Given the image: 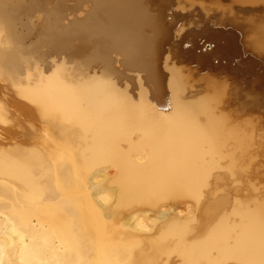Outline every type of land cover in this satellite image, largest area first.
Returning <instances> with one entry per match:
<instances>
[{"label":"bare ground","instance_id":"bare-ground-1","mask_svg":"<svg viewBox=\"0 0 264 264\" xmlns=\"http://www.w3.org/2000/svg\"><path fill=\"white\" fill-rule=\"evenodd\" d=\"M217 1L0 0V264H264V0Z\"/></svg>","mask_w":264,"mask_h":264},{"label":"water","instance_id":"water-1","mask_svg":"<svg viewBox=\"0 0 264 264\" xmlns=\"http://www.w3.org/2000/svg\"><path fill=\"white\" fill-rule=\"evenodd\" d=\"M167 13L174 14L175 11L169 10ZM185 23L187 22H184V24ZM208 26L209 29L208 31H204L203 37H198V39H196L195 46H191L187 43L185 44V42L183 43L181 38L184 36V32L180 35V37H178V39L175 38L176 36H174V34H171L167 43L164 44L165 49L171 48L172 54L176 53L178 56H182V58L191 59V65L194 67L199 66L201 71H204V67H202L203 64L200 66V64L204 62V59L209 58V60L211 59L214 65H217L218 60L215 59V56L213 55L214 53H212V51L227 42L226 36L228 31L218 27L217 25L211 26V24H209L207 27ZM202 42L204 43V46L201 45Z\"/></svg>","mask_w":264,"mask_h":264},{"label":"rangeland","instance_id":"rangeland-1","mask_svg":"<svg viewBox=\"0 0 264 264\" xmlns=\"http://www.w3.org/2000/svg\"><path fill=\"white\" fill-rule=\"evenodd\" d=\"M231 5H233V3L230 2V0H218L216 3L212 4V6H210L212 11L209 12V15H207V17L211 16V21L215 22V19L213 18V16L215 13L221 11V9H220L221 6L223 8H229ZM185 7L189 10L188 12H190L192 14V19H194L195 21H198L199 19L203 18L202 15H204V13H202L198 10V7L195 3H193V5L188 3L185 5ZM213 12H215V13H213ZM262 13L263 12L260 11L257 14H262ZM183 23H184V21H183ZM201 78H202V76H198L194 82L196 89L200 90V91L203 90V88L205 87V83Z\"/></svg>","mask_w":264,"mask_h":264}]
</instances>
